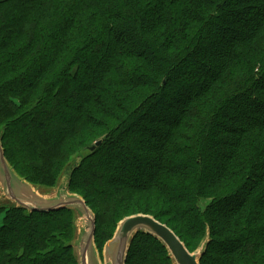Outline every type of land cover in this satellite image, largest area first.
Returning a JSON list of instances; mask_svg holds the SVG:
<instances>
[{"label": "trees", "instance_id": "16d2710c", "mask_svg": "<svg viewBox=\"0 0 264 264\" xmlns=\"http://www.w3.org/2000/svg\"><path fill=\"white\" fill-rule=\"evenodd\" d=\"M0 136L37 188L80 159L100 252L144 214L208 238L200 264H264V0H0ZM10 204L0 264H79L73 210ZM126 264L173 260L138 232Z\"/></svg>", "mask_w": 264, "mask_h": 264}, {"label": "water", "instance_id": "95a60500", "mask_svg": "<svg viewBox=\"0 0 264 264\" xmlns=\"http://www.w3.org/2000/svg\"><path fill=\"white\" fill-rule=\"evenodd\" d=\"M100 144L101 142H97L90 150L94 151ZM63 176L56 192L41 195L39 188L22 179L8 163L0 136V203L8 201L31 213L73 210L79 224L77 237L73 243L78 263L102 264L95 242L96 216L80 195L70 192L71 170ZM138 232H145L161 241L167 248L173 264H200L207 249L208 238L195 252H191L167 225L152 216L137 214L125 218L118 224L113 238L104 247L102 254L104 263L126 264L130 245Z\"/></svg>", "mask_w": 264, "mask_h": 264}, {"label": "rangeland", "instance_id": "374dc122", "mask_svg": "<svg viewBox=\"0 0 264 264\" xmlns=\"http://www.w3.org/2000/svg\"><path fill=\"white\" fill-rule=\"evenodd\" d=\"M98 131H99V129H97V128H95V127H92V129L89 130V135H90V137H88V138H89V139L92 138V136L95 135ZM17 135L19 136L18 133H17ZM79 163H80V159H75V160L73 161V163H71V164L65 169V172H64L63 175H65L67 171L74 169V168L76 167V165L79 164ZM63 175H62V176H63ZM63 178H64V176L61 178V181L63 180ZM58 184H59V183H58ZM38 188H39V191H40L42 194H44V195L50 193L51 191H53V190L55 189V188H43V187H38ZM9 205H11L10 202H3V203H0V209H2V208H9ZM205 205H206V204H204V203L202 204V206H205ZM88 207H89V206H88ZM89 208H90V207H89ZM90 209H91V208H90ZM76 226H77V229H79V224H78V218H77V216H76ZM101 234H102V233H101ZM108 237H109V234L106 233L105 236L102 234V236L100 237L101 242H104V241L106 240V238H108ZM104 245H105V243H104ZM104 245H103L102 248H100L101 252L103 251ZM196 248H197L196 246L191 247V248H190V251L192 252V251H194ZM194 252H195V251H194Z\"/></svg>", "mask_w": 264, "mask_h": 264}, {"label": "crops", "instance_id": "0c3cea01", "mask_svg": "<svg viewBox=\"0 0 264 264\" xmlns=\"http://www.w3.org/2000/svg\"><path fill=\"white\" fill-rule=\"evenodd\" d=\"M58 190V187H55V189L53 190V191H51L50 193H48V194H45V195H50V194H52L53 192H56ZM39 193L41 194V195H44V194H42L40 191H39ZM5 202H8V201H5ZM105 247V246H104ZM99 250V249H98ZM103 250H104V248H103ZM100 252V251H99ZM102 254H103V251H102V253L100 252V255H101V261L103 262L102 264H105L104 263V259L102 258Z\"/></svg>", "mask_w": 264, "mask_h": 264}]
</instances>
